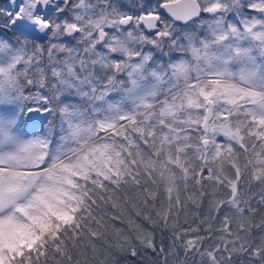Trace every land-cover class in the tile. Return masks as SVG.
Here are the masks:
<instances>
[{"label": "snow or ice", "instance_id": "obj_1", "mask_svg": "<svg viewBox=\"0 0 264 264\" xmlns=\"http://www.w3.org/2000/svg\"><path fill=\"white\" fill-rule=\"evenodd\" d=\"M137 257L264 264V0H0V264Z\"/></svg>", "mask_w": 264, "mask_h": 264}, {"label": "trees", "instance_id": "obj_2", "mask_svg": "<svg viewBox=\"0 0 264 264\" xmlns=\"http://www.w3.org/2000/svg\"><path fill=\"white\" fill-rule=\"evenodd\" d=\"M153 2H155V0H153ZM134 192H135V189H132V190H130V191L128 192V195L131 197V196L134 195ZM121 195L123 196L124 194L121 193ZM111 211H112V210L109 209V212H111ZM128 211H129L130 214H134L133 209L131 208V205H130V204H129V206H128ZM192 211H196V210H195V209H192ZM199 211H200V216H201V218H203V216H204L205 214H207V200H206L205 203H204V207L201 208ZM224 211H227V209H224ZM224 211H222V212L220 213V216H221V217L223 216ZM193 219H194V218L190 216V217H189V223H192ZM181 222L183 223V219H181ZM216 223H217V225H218V224H219V221H217ZM116 226H117V227H123L124 225H122V224H120L119 222H117V225H116ZM186 226H187V225H186ZM193 226H195V225H193ZM156 232H157V240H159V239H160L159 229H157ZM165 236H167V233H165ZM131 264H151V261H150L147 257H143V258H141V257H137V258H133V259L131 260ZM189 264H192L191 260L189 261Z\"/></svg>", "mask_w": 264, "mask_h": 264}, {"label": "rangeland", "instance_id": "obj_3", "mask_svg": "<svg viewBox=\"0 0 264 264\" xmlns=\"http://www.w3.org/2000/svg\"><path fill=\"white\" fill-rule=\"evenodd\" d=\"M183 219V218H182Z\"/></svg>", "mask_w": 264, "mask_h": 264}, {"label": "water", "instance_id": "obj_4", "mask_svg": "<svg viewBox=\"0 0 264 264\" xmlns=\"http://www.w3.org/2000/svg\"><path fill=\"white\" fill-rule=\"evenodd\" d=\"M162 11V10H161Z\"/></svg>", "mask_w": 264, "mask_h": 264}]
</instances>
